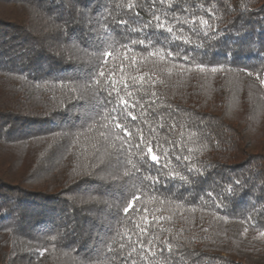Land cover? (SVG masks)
<instances>
[{"label":"trees","instance_id":"1","mask_svg":"<svg viewBox=\"0 0 264 264\" xmlns=\"http://www.w3.org/2000/svg\"><path fill=\"white\" fill-rule=\"evenodd\" d=\"M0 264H264V0H0Z\"/></svg>","mask_w":264,"mask_h":264},{"label":"snow or ice","instance_id":"2","mask_svg":"<svg viewBox=\"0 0 264 264\" xmlns=\"http://www.w3.org/2000/svg\"><path fill=\"white\" fill-rule=\"evenodd\" d=\"M133 7V5H129V8ZM154 19L160 23H158V27H165V23L164 22H161V18L159 16H154ZM120 23H124V21H120ZM167 30L169 32L172 31V28H167ZM141 43H143V41H141ZM106 56H110L111 53L108 52V53H105ZM101 75H103V73H101ZM124 103H127V102H124ZM132 119H135V117L133 116ZM117 127H121V125L119 123H117L116 125ZM125 135L126 136H130L131 133H129L126 129H125ZM147 153L149 155V158L151 159V161L155 164V163H158L159 162V159L160 157L153 152V149L152 147H148L147 148ZM136 199H139V197H135L134 200L132 202H130L127 207L124 209L125 213H128L130 212L133 208H134V202Z\"/></svg>","mask_w":264,"mask_h":264}]
</instances>
